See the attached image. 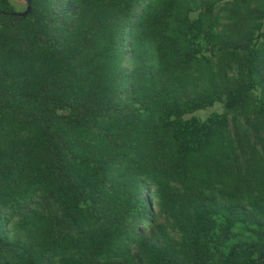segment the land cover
Listing matches in <instances>:
<instances>
[{"label":"trees","instance_id":"16d2710c","mask_svg":"<svg viewBox=\"0 0 264 264\" xmlns=\"http://www.w3.org/2000/svg\"><path fill=\"white\" fill-rule=\"evenodd\" d=\"M29 5L0 0V264H264V0Z\"/></svg>","mask_w":264,"mask_h":264},{"label":"rangeland","instance_id":"374dc122","mask_svg":"<svg viewBox=\"0 0 264 264\" xmlns=\"http://www.w3.org/2000/svg\"><path fill=\"white\" fill-rule=\"evenodd\" d=\"M12 1L15 3L16 8L19 10V13H24L27 10L28 8L27 0H12ZM223 109H224L223 105L217 103L214 107L210 109L199 111L197 115L199 118L204 119L213 111L220 112L223 111Z\"/></svg>","mask_w":264,"mask_h":264},{"label":"water","instance_id":"95a60500","mask_svg":"<svg viewBox=\"0 0 264 264\" xmlns=\"http://www.w3.org/2000/svg\"><path fill=\"white\" fill-rule=\"evenodd\" d=\"M29 2H30V0H27L28 8H27V10L24 13H20L21 15H26L29 12V10H30Z\"/></svg>","mask_w":264,"mask_h":264}]
</instances>
